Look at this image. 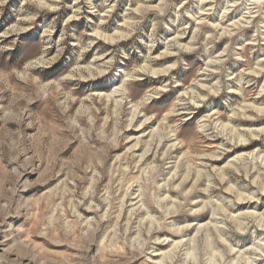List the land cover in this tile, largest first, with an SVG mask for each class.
I'll return each instance as SVG.
<instances>
[{"label": "clouds", "instance_id": "obj_1", "mask_svg": "<svg viewBox=\"0 0 264 264\" xmlns=\"http://www.w3.org/2000/svg\"><path fill=\"white\" fill-rule=\"evenodd\" d=\"M258 76L264 0H0V264H264Z\"/></svg>", "mask_w": 264, "mask_h": 264}, {"label": "rangeland", "instance_id": "obj_2", "mask_svg": "<svg viewBox=\"0 0 264 264\" xmlns=\"http://www.w3.org/2000/svg\"><path fill=\"white\" fill-rule=\"evenodd\" d=\"M231 15V14H229ZM221 44L223 43V41L220 42ZM253 55H255V53H253ZM243 69V65H241V70ZM254 80H264V76H258V77H253ZM166 96L169 95L168 93L165 94ZM264 99V98H262ZM245 124H255V123H259V122H254V121H245L243 122ZM261 143V141H253L252 144L249 145H242L239 149L236 150L237 153H242L244 151H250L254 148V146H257ZM231 155V154H230ZM37 187H43L38 185ZM63 245H53L52 246V250L53 251H59L63 249ZM161 251H167L168 250V246H160ZM155 259H157L158 261L162 260L161 256H157L155 257ZM133 264H136V262H133ZM164 264H172L171 260L169 259L168 261L164 262Z\"/></svg>", "mask_w": 264, "mask_h": 264}]
</instances>
